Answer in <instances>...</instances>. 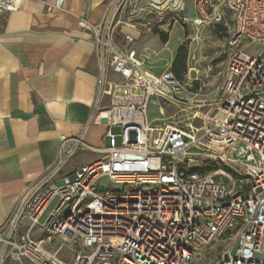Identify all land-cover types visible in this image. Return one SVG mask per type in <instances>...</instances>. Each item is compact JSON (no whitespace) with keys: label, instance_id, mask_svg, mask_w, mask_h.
<instances>
[{"label":"built area","instance_id":"built-area-1","mask_svg":"<svg viewBox=\"0 0 264 264\" xmlns=\"http://www.w3.org/2000/svg\"><path fill=\"white\" fill-rule=\"evenodd\" d=\"M189 1L151 3L183 13ZM19 3L0 0V13L17 12ZM43 3L48 13L65 9V0ZM138 3L113 0L98 24L79 19L101 66L122 80L106 92L107 147L62 137L70 147L0 227V264H264V0H192L195 18L185 20L197 32L229 31L218 96L197 103L180 98L182 83L170 70L147 69L133 34L117 41L118 11L134 14ZM155 102L163 115L168 104L182 115L152 125ZM82 150L105 157L59 177Z\"/></svg>","mask_w":264,"mask_h":264},{"label":"crops","instance_id":"crops-1","mask_svg":"<svg viewBox=\"0 0 264 264\" xmlns=\"http://www.w3.org/2000/svg\"><path fill=\"white\" fill-rule=\"evenodd\" d=\"M43 1L55 2L20 0L17 12L0 13V227L26 188L70 147L63 136L81 137L93 149L107 147L112 105L106 92L122 82L101 66L93 33L79 26L80 18L100 23L113 0H65V9L53 13ZM78 153L85 158L63 174L67 163L59 177L105 157Z\"/></svg>","mask_w":264,"mask_h":264},{"label":"rangeland","instance_id":"rangeland-1","mask_svg":"<svg viewBox=\"0 0 264 264\" xmlns=\"http://www.w3.org/2000/svg\"><path fill=\"white\" fill-rule=\"evenodd\" d=\"M138 4L139 7L134 14L124 8L118 11L115 21L117 25L119 24L117 41L119 43L124 41L120 34L122 32L133 34L137 38L135 48L146 58L147 68L158 74L165 69L170 70L179 51L183 47L186 48L188 69L187 74L180 78L183 86L180 98L195 103L213 101L214 96H218L226 71L225 47L229 31L222 26L210 25L197 32L193 25L185 20L189 17L191 20L195 18L192 0L188 2V11L183 13L170 12L166 5L162 9H156L151 0H139ZM163 35L168 38L166 43L162 41ZM189 68L194 69L192 77L197 80H189ZM166 107L165 117L159 113V102L150 105L148 119L152 125L163 126L170 123L174 119L173 116L182 115L181 108L169 104ZM111 131L118 136L122 133V128H113ZM117 144L120 145L119 139ZM85 156L78 153L73 157L65 166L63 174L74 169ZM103 183L109 187L107 179H104ZM62 255H66V258L71 257L67 248L62 251ZM4 264L20 263L7 260ZM23 264L33 263L25 260Z\"/></svg>","mask_w":264,"mask_h":264},{"label":"trees","instance_id":"trees-1","mask_svg":"<svg viewBox=\"0 0 264 264\" xmlns=\"http://www.w3.org/2000/svg\"><path fill=\"white\" fill-rule=\"evenodd\" d=\"M167 36L166 35H163L162 36V41L163 43H166L167 42ZM187 54H188V51L186 48H182L173 65L171 66L170 68V71L172 72V74L180 80V78H182V76L186 75L187 74Z\"/></svg>","mask_w":264,"mask_h":264}]
</instances>
